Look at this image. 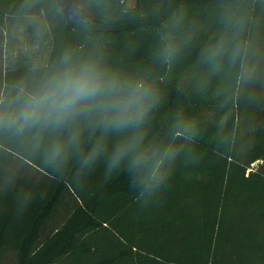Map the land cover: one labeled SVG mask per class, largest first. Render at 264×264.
<instances>
[{
	"label": "trees",
	"instance_id": "obj_1",
	"mask_svg": "<svg viewBox=\"0 0 264 264\" xmlns=\"http://www.w3.org/2000/svg\"><path fill=\"white\" fill-rule=\"evenodd\" d=\"M77 1L89 15L86 23L68 21L57 0H34L27 13L21 11L24 0H0V29L6 34L1 94L21 84L31 67L20 66L17 58H25L14 50L15 30L23 26L32 42L46 49L44 62L71 48L80 55L102 53L110 64L127 72L150 71L162 102L149 136L164 137L177 119L190 121L195 135L188 142L177 138L185 152L167 191L157 203L141 209L133 202L123 174L104 183L98 171L78 182L75 159L56 170L46 163L43 148L34 150L28 141L0 131V260L8 251L15 255V264H222V240L231 237L249 251L237 252L238 256H250L254 249L264 252L257 228L234 232L240 218L230 225L229 238L223 231L232 203L246 210L252 200L264 202V175L247 174L251 165L264 161V108L243 163L240 120H252L251 90L245 95V84L237 85L238 65L225 64L222 71L212 73L199 62L200 49L218 31V0ZM129 2L135 3L133 9ZM177 8L185 11V30L193 39L168 68L154 60L153 51L163 25ZM253 17L250 62L264 11L257 9ZM37 28L43 30L39 38ZM190 71L207 79L203 90L198 89V79L180 81ZM185 155L198 162L184 166ZM15 160L42 173L47 182L18 174ZM188 175L209 180L189 181ZM67 195L75 198L72 209ZM22 203L27 209L21 214L17 208ZM60 209L66 211L64 221L54 226ZM256 215L257 221H264V209ZM243 262L254 264L251 257Z\"/></svg>",
	"mask_w": 264,
	"mask_h": 264
},
{
	"label": "clouds",
	"instance_id": "obj_2",
	"mask_svg": "<svg viewBox=\"0 0 264 264\" xmlns=\"http://www.w3.org/2000/svg\"><path fill=\"white\" fill-rule=\"evenodd\" d=\"M34 0H24L27 13ZM218 31L199 53V62L212 73L239 66L237 85L253 79L249 26L264 0H218ZM186 13L177 8L159 34L153 58L171 68L193 39L185 30ZM37 37L43 30L37 28ZM162 93L147 70L127 72L110 64L99 52L80 55L69 48L54 61L34 62L25 80L10 93L0 94V131L43 148L45 161L61 170L75 159L76 180L86 181L98 171L107 183L123 174L133 202L144 209L167 191L195 133L190 121L177 119L161 138L150 137L154 113ZM185 155L184 166L197 163ZM27 204L22 203L18 213Z\"/></svg>",
	"mask_w": 264,
	"mask_h": 264
},
{
	"label": "rangeland",
	"instance_id": "obj_3",
	"mask_svg": "<svg viewBox=\"0 0 264 264\" xmlns=\"http://www.w3.org/2000/svg\"><path fill=\"white\" fill-rule=\"evenodd\" d=\"M213 30V28H211ZM15 37V44H14V50L15 55L19 56L22 55L25 58V61H21L19 57L17 58L18 61L21 62L20 66H28L32 65L34 62L37 61H43L46 58V49L44 46H41L39 42H32L31 37L27 34L25 28L23 26L18 27V29L15 30L14 33ZM5 38L6 34L2 29H0V82H1V76L2 72L5 69V59H4V46H5ZM256 47H255V57L251 64L255 66V74L253 79L245 83V89L244 93L248 92V90H251V94L249 95L250 99L252 100V109H253V116L251 122L244 118L240 120V124L242 127V136H243V145H242V151H241V159L244 162H246V155L245 151L247 146L249 145V142L252 143V135L253 132L257 129L261 122V115L264 108V18L261 20V23L258 25V29L256 32ZM195 79L199 80L198 89L203 90L205 83L207 79H205L202 74H198L197 72L190 71L188 73H185L181 77V82H188L193 81ZM2 93L1 85H0V94ZM246 97V96H245ZM209 100V98L207 97ZM250 100V101H251ZM250 143V144H251ZM13 167L15 168V171L20 174L23 177H27L28 179L37 180V181H43L47 182V178L40 172L36 171L32 167L28 166L26 163L15 160ZM258 172L262 175H264V161L258 162L254 165L250 166L249 171H247V174L250 172ZM187 179L189 181H195V180H206L208 181V178H205L204 176H197V175H188ZM66 199L68 201V204L70 205L71 209L75 206L76 201L73 195H67ZM264 209V202H256L252 200L251 205L248 206V208H242L238 203H232L228 213L225 218V227H224V235L226 238H229L232 223H237L235 225V231L239 232L241 230L242 234H244V231L246 228L249 227V229L255 230L257 228V232L259 237H261L263 241V249H264V221H257L255 216L256 212L259 211V209ZM66 215V211H63L62 209L58 212V220L54 223V226H59L62 221H64V217ZM246 219V220H244ZM256 219V220H255ZM248 226V227H247ZM252 234H255L253 232ZM237 238L231 237L228 241L227 239L222 240V252L220 256H224L222 260V264H244L243 260L254 262V264H264V252L260 251L258 249H254L250 251L249 255L247 253H244L243 255H240V252H249L247 248H242L240 246L239 242L236 241ZM238 240V239H237ZM240 242H243V237L239 238ZM175 243H173V247H175ZM239 252V254H237ZM243 256V257H242ZM15 255L12 252H5L2 255V258L0 260V264H15ZM222 262V261H221Z\"/></svg>",
	"mask_w": 264,
	"mask_h": 264
},
{
	"label": "water",
	"instance_id": "obj_4",
	"mask_svg": "<svg viewBox=\"0 0 264 264\" xmlns=\"http://www.w3.org/2000/svg\"><path fill=\"white\" fill-rule=\"evenodd\" d=\"M57 4L63 16L68 21H80L81 23H86L89 19V15L79 6L77 0H57ZM127 6L129 9H133L135 3L129 2Z\"/></svg>",
	"mask_w": 264,
	"mask_h": 264
}]
</instances>
